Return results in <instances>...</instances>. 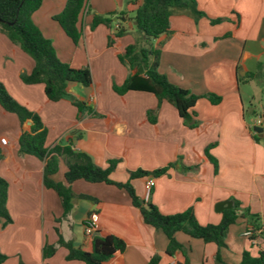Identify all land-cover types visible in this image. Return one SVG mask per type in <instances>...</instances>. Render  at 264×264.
I'll return each mask as SVG.
<instances>
[{
    "label": "crops",
    "instance_id": "crops-1",
    "mask_svg": "<svg viewBox=\"0 0 264 264\" xmlns=\"http://www.w3.org/2000/svg\"><path fill=\"white\" fill-rule=\"evenodd\" d=\"M65 2L43 0L32 21L50 40L61 62L72 68L89 64L92 84L87 88L69 84L66 93L86 108L94 105L92 113L87 109L78 113L70 98L48 101L42 85L23 84L20 76L31 71L33 62L4 34L1 36L5 49L0 53V82L14 100L40 117L47 131L46 148L67 146L88 155L103 169L108 160L118 159L110 175L117 182L127 181L128 171H154L173 164L165 175L153 178L148 195L162 214L192 208L200 225H217L222 211L216 213L215 205L237 203L240 217L226 232V248L219 251L222 262L238 264L244 251L251 257L264 252V230L255 241L244 236L247 230L260 228L264 219V139L252 130L254 118L264 116V108L250 111L253 118L249 121L243 102V96L255 98L251 87L257 70L264 79V0H195L202 17L195 20L188 10H173L169 33L153 41L160 51L158 72L171 84L200 97L193 108L197 122L194 129L184 126L172 105L158 102L152 94L127 92L119 96L113 91V86L120 87L133 73L118 61V55L134 42L130 23L128 33L114 38L112 46L107 47L108 36L116 29L108 30L103 25L90 29L92 17H87L85 8L79 24L81 37L74 45L52 19ZM90 3L96 14L125 12L132 16L141 0ZM215 20L219 21L211 22ZM243 76L246 81L238 82ZM241 84L250 88L245 95ZM257 86L264 93V81ZM207 94L219 97V103L211 104L204 97ZM99 112L102 116L94 117ZM20 134L16 116L0 108V140L6 141L0 142V177L8 185L6 209L11 219L5 226L0 224L4 264H84L66 261L67 250L57 241L61 237L88 252L95 235L114 236L125 244L122 253L103 264H148L154 255L159 256L158 264H216L214 244L181 232L174 238L186 249L185 255L168 256L165 235L144 225L125 192L112 186L73 182L69 186L76 197L70 212L62 217L60 199L43 185L44 162L18 153ZM210 145L217 173L204 154ZM65 169V161L60 159L52 179L62 183ZM147 178L132 181L136 195L142 199L148 198ZM92 214L97 221L93 233L87 236L84 221ZM46 244L56 249L48 259L43 258Z\"/></svg>",
    "mask_w": 264,
    "mask_h": 264
},
{
    "label": "trees",
    "instance_id": "trees-1",
    "mask_svg": "<svg viewBox=\"0 0 264 264\" xmlns=\"http://www.w3.org/2000/svg\"><path fill=\"white\" fill-rule=\"evenodd\" d=\"M42 2L43 0H0V32L33 62L31 71L28 74H22L20 80L25 85H42L44 96L50 102L56 103L70 98L78 113H84L85 109L88 113H92V110L86 108L83 102L66 93L69 84L84 88L92 84L89 68H72L61 62L50 40L42 35L32 21V15L41 7ZM87 2L88 0H66L62 11L52 17L74 45H77L81 37L79 24ZM184 9L188 10L195 20L204 15L197 11L195 0H141V4L135 9L132 16H128L125 12L110 16H92L90 29H94L98 25H103L108 30L116 29V33L108 36L107 47H110L114 38L123 37L128 33V23H130L134 42L128 45L122 54L118 55V61L133 73L120 87L113 86V91L119 96L127 92L152 94L158 102L166 101L172 105L184 126L194 129L197 122L194 120L193 108L200 97L171 84L165 76L158 72L160 51L153 44V41L159 36L169 33V19L173 10ZM139 67L143 69L142 74L137 72ZM237 80L243 83L246 81V76L238 77ZM204 97L213 105L220 101V98L213 94H207ZM0 108L4 112L16 116L19 122L21 134L18 138V153L33 156L44 162L43 185L60 199L62 217H66L70 212L72 200L76 197L69 186L73 182L84 181L90 184L112 186L125 192L131 206L138 210L144 225L160 230L165 235L168 256H173L175 253L185 255L186 249L174 238L175 233L181 232L191 238L201 239L205 244H214L217 248V253L214 256L215 263L225 264L220 258L219 251L226 248L224 239L228 228L240 217L236 212L237 203H234L230 209L221 212V219L217 225H200L192 208L173 215L162 214L151 202L149 196L147 199H142L136 195L132 181L144 177L157 178L165 175L173 164L154 171H128V180L117 182L112 180L110 175L120 162L118 159L108 160L107 167L103 169L95 165L88 155L72 151L67 146L55 145L48 150L45 146L47 131L40 117L16 102L1 82ZM253 115L255 114L253 113ZM149 117H151V113H148ZM254 139L260 141L255 135ZM212 147L213 145L208 146L204 154L212 164L214 173H217L216 160L209 154V149ZM2 158L3 153L0 147V160ZM60 159L65 161L66 167L62 183L52 179L58 171ZM7 187V182L0 177V224L2 226L11 222L6 209ZM78 197L87 198L82 195ZM259 229H250V241L257 239L260 234L257 235L256 231ZM57 245L67 250L66 261H79L84 264H103L125 249V244L121 239L114 236L101 237L98 235L93 236L91 249L88 252L74 247L70 242L62 240L61 237H59ZM55 250L54 245L46 244L43 247V258H50ZM5 260L6 257L0 253V264H4ZM158 262L159 256L154 255L148 264H158ZM185 264H188L187 261ZM238 264H264V252H259L257 257H251L248 252L244 251Z\"/></svg>",
    "mask_w": 264,
    "mask_h": 264
},
{
    "label": "rangeland",
    "instance_id": "rangeland-1",
    "mask_svg": "<svg viewBox=\"0 0 264 264\" xmlns=\"http://www.w3.org/2000/svg\"><path fill=\"white\" fill-rule=\"evenodd\" d=\"M86 10H87V17H92V16H94V15H102V16H110V15H112V14H116L115 12H110V13H104V14H96L95 12L96 11H94V9L92 8V6H91V3H90V0H88V2H87V4H86ZM1 36H3V34L0 32V53H1V51H2V49H5V46H4V44L1 42ZM6 40V39H5ZM11 42V41H10ZM13 44V43H12ZM14 45V44H13ZM16 46V45H15ZM17 47V46H16ZM18 48V47H17ZM27 56V55H26ZM7 69L9 70V71H11V63H10V61H8V63H7ZM85 67H88L89 68V70H90V67H89V64L88 63H86L85 64ZM91 71V70H90ZM256 76H255V80H256V82H255V84L253 85V87H251V91H253V94H254V96H255V98H254V100H252L251 98L250 99H247L245 96H243V102H244V106H245V109H246V118L249 120V121H252V118H253V116H252V114H250L249 112L250 111H257V112H259V111H261V107L263 106V108H264V93H260V89H259V87L257 86V84L258 83H262V76H260V74H259V72H258V70L256 71V74H255ZM39 85V84H38ZM241 86V90H242V93H244L243 95H245V92L246 91H248V90H250V88H248L247 86H246V84H241L240 85ZM78 87H81V86H78ZM9 94V93H8ZM12 97V96H11ZM14 99V98H13ZM16 101V100H15ZM17 102V101H16ZM258 105V106H257ZM261 105V106H260ZM260 106V107H259ZM90 108L91 109H94V105H91L90 106ZM264 110V109H263ZM260 113H258V115H259ZM100 116H102L101 115V113L99 112V113H97L94 117H96V118H98V117H100ZM260 116V115H259ZM261 117V116H260ZM257 117H255L254 118V120H253V123H254V121H255V119H256ZM264 130V129H263ZM264 133V132H263ZM139 179H137V181H138ZM250 218H254L255 219V216H249ZM257 257V256H256Z\"/></svg>",
    "mask_w": 264,
    "mask_h": 264
},
{
    "label": "built area",
    "instance_id": "built-area-1",
    "mask_svg": "<svg viewBox=\"0 0 264 264\" xmlns=\"http://www.w3.org/2000/svg\"><path fill=\"white\" fill-rule=\"evenodd\" d=\"M254 126L257 127H261L262 129H264V120L262 119V117H257L254 121ZM0 142L2 144H6V141L4 139H1ZM154 186V179L152 177L147 178L146 182H145V191H146V196H148L150 194L151 189ZM96 215L92 214L90 215L88 218L85 219L84 221V232L87 236L91 235L94 231V227L96 225ZM264 230V219L261 221L260 224V229L256 231V234H261L262 231ZM244 236L246 237H250L251 236V230H247L244 233Z\"/></svg>",
    "mask_w": 264,
    "mask_h": 264
},
{
    "label": "water",
    "instance_id": "water-1",
    "mask_svg": "<svg viewBox=\"0 0 264 264\" xmlns=\"http://www.w3.org/2000/svg\"><path fill=\"white\" fill-rule=\"evenodd\" d=\"M137 71H138V73H141L143 71L142 67H139ZM262 119L264 120V116H262ZM252 130L256 135H258L259 138L264 139L263 129L261 127L254 126L252 128ZM231 207H232L231 202L223 201V202H219L215 205L214 211L216 213H219L225 209H230Z\"/></svg>",
    "mask_w": 264,
    "mask_h": 264
}]
</instances>
